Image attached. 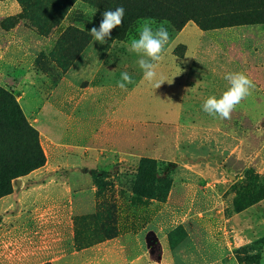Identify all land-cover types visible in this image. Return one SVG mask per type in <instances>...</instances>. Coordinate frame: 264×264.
<instances>
[{
  "label": "rangeland",
  "instance_id": "374dc122",
  "mask_svg": "<svg viewBox=\"0 0 264 264\" xmlns=\"http://www.w3.org/2000/svg\"><path fill=\"white\" fill-rule=\"evenodd\" d=\"M25 1L23 13L0 19V89L37 132L46 161L50 138L79 142L59 154H73V184L82 193L76 243L65 217L7 223L0 264H264V199L249 206L251 186L244 187L264 190V26L201 31L195 19L218 12L212 0ZM121 6L123 22L106 38L113 62L96 66L110 90L82 94L90 85L84 77L65 92V73L93 38L88 30ZM145 21L169 32L157 88L143 79L141 57L129 47ZM122 72L133 79L126 91L117 87ZM235 72L255 88L231 119L209 116L202 104L219 98L229 87L226 74ZM127 96L134 99L129 120L120 116ZM49 105L67 114L70 128L50 130ZM7 106L0 100V109ZM110 108L120 117L106 118ZM84 124L91 127L78 128ZM17 140L6 145L21 161L33 144L23 132Z\"/></svg>",
  "mask_w": 264,
  "mask_h": 264
},
{
  "label": "crops",
  "instance_id": "0c3cea01",
  "mask_svg": "<svg viewBox=\"0 0 264 264\" xmlns=\"http://www.w3.org/2000/svg\"><path fill=\"white\" fill-rule=\"evenodd\" d=\"M22 13V9L16 0L0 1V19L17 16ZM112 42H105L103 44L91 39L89 45L79 53L78 57L73 61L72 67L65 73L63 82L69 83V88H64L65 92L68 90L73 91L72 82L81 80L84 77L88 78L90 85L88 88H80L82 94H88L92 91L105 93L110 90V87H105L96 78L98 77V70L96 66L110 65L112 50ZM0 47V61H4L3 50ZM96 70V75L93 72ZM88 73L90 76H88ZM88 102V101H87ZM91 103V101L89 102ZM134 99L124 98V108L120 110L121 118H134ZM111 108L107 111V117L113 120L112 117H120ZM56 108H51L49 105L47 124L50 130H56L68 127L67 114L63 112V116L59 115ZM110 112V114H109ZM118 115V116H117ZM62 118V121H61ZM86 124L79 126L80 129H85ZM73 128V127H72ZM79 142H66L64 139L52 137L47 143V149L52 156L49 160L47 157L46 164L30 172L21 180L12 186V193L0 199V227L4 224L12 223L15 226H26L34 223L37 219L40 224L46 225L54 223L55 218L65 217L66 223L72 227L71 241L74 243V228H73V215L76 209V200L82 193L81 190L76 191L73 178L77 175L75 172L76 166L70 163L69 151H65L61 156L59 154L60 146L76 145ZM67 150V148H66ZM59 154V157L56 156ZM79 154V153H77ZM50 165H53L49 167ZM55 165V166H54ZM62 168L63 170H60ZM16 228V227H15ZM25 264L22 262L20 264ZM19 264V263H18Z\"/></svg>",
  "mask_w": 264,
  "mask_h": 264
},
{
  "label": "trees",
  "instance_id": "16d2710c",
  "mask_svg": "<svg viewBox=\"0 0 264 264\" xmlns=\"http://www.w3.org/2000/svg\"><path fill=\"white\" fill-rule=\"evenodd\" d=\"M3 1V0H0ZM24 12L25 0H16ZM218 12L209 18L198 17L195 19L196 25L201 31H214L223 28H230L240 25L264 26V0H212ZM187 19H183L177 26L179 32ZM0 100H7L8 106L5 110L0 109V199L12 193L11 181L28 175L30 172L43 167L46 158L40 148L37 132L30 127L22 117L19 107L12 103L9 95L0 89ZM23 132L32 139L33 150L27 156L24 152L21 161L14 160L9 155L8 145L15 146L18 143V135ZM7 141V143H6ZM247 177V174H246ZM251 186L246 194L249 195L247 201L249 206L255 205L264 199V190L256 192L257 184H246ZM74 228V223H73ZM74 242L76 243V233L74 228Z\"/></svg>",
  "mask_w": 264,
  "mask_h": 264
},
{
  "label": "clouds",
  "instance_id": "9594fccd",
  "mask_svg": "<svg viewBox=\"0 0 264 264\" xmlns=\"http://www.w3.org/2000/svg\"><path fill=\"white\" fill-rule=\"evenodd\" d=\"M124 15L125 9L122 6L104 11L99 27L88 30L89 35L95 41L105 43L106 38L110 37L111 30L122 24ZM168 41L169 32L163 24L154 28L152 22L145 21L139 29L138 38L133 39L129 45L130 50L141 57L138 65L143 72V79L149 83L156 81L155 88L164 82L162 77L157 80V69L164 59L163 53ZM225 79L229 82L227 90L219 98L209 96L202 104V111L213 118L231 119V113L255 88L253 81L242 72L228 73ZM131 83H133L131 75L122 72L117 87L126 91L127 85Z\"/></svg>",
  "mask_w": 264,
  "mask_h": 264
}]
</instances>
